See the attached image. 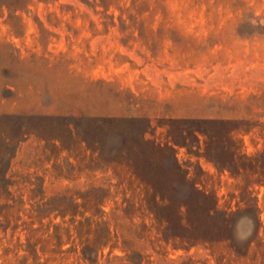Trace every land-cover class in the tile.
<instances>
[{
  "label": "rangeland",
  "instance_id": "rangeland-1",
  "mask_svg": "<svg viewBox=\"0 0 264 264\" xmlns=\"http://www.w3.org/2000/svg\"><path fill=\"white\" fill-rule=\"evenodd\" d=\"M22 2L0 0V264H264V0ZM101 116L174 140L232 239L164 236L147 189L105 158L121 137L102 157L86 142Z\"/></svg>",
  "mask_w": 264,
  "mask_h": 264
},
{
  "label": "trees",
  "instance_id": "trees-1",
  "mask_svg": "<svg viewBox=\"0 0 264 264\" xmlns=\"http://www.w3.org/2000/svg\"><path fill=\"white\" fill-rule=\"evenodd\" d=\"M24 5L27 4L25 2L23 4L22 0H10L7 6H15L17 9ZM229 122L230 120L220 121L225 129H228ZM90 125L96 136L86 142L101 157L107 153V138L113 133L121 137L122 142L115 149L114 154L105 158L109 163L124 162L131 168L140 184L147 189L149 195L144 199L147 210L162 227L164 236L179 239L188 244L232 239L235 221L233 213L218 209L214 198L191 182L187 171L181 167L175 157L173 144L176 142L174 140L172 144L161 145L145 138V133L150 127L149 119L137 116H101L94 119ZM230 131L231 129L227 130V132ZM214 161L222 168H228L229 171L234 172L235 168L231 162L227 164L218 159ZM179 188L186 189L187 194L179 197L176 194ZM122 203L125 204L122 210L129 218L133 211V203L129 199L123 200ZM72 204V200H69L68 205ZM247 213L259 222L256 207L253 211L248 210ZM73 221H75L74 218ZM84 224H91V219L86 217L84 220H79L75 226L76 230L81 229ZM89 249V246L85 245L82 248V254L84 259L91 261L90 252H87Z\"/></svg>",
  "mask_w": 264,
  "mask_h": 264
}]
</instances>
